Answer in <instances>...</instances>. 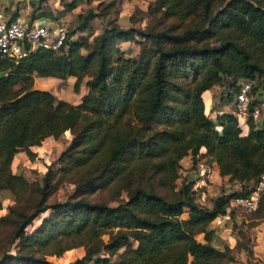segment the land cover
<instances>
[{
    "label": "trees",
    "instance_id": "obj_1",
    "mask_svg": "<svg viewBox=\"0 0 264 264\" xmlns=\"http://www.w3.org/2000/svg\"><path fill=\"white\" fill-rule=\"evenodd\" d=\"M156 1L162 13L149 28L112 21L91 41L73 39L102 17L89 9L67 31L65 49L0 57V230H9L6 244L14 247L1 250L0 264H52L46 256L77 247L83 254L73 264L234 261L233 249L212 244L217 230L208 225L228 197L245 195L264 174V118L241 121L231 109L207 115L202 94L228 83L224 103L231 106L237 82L248 80L250 107L264 97V0ZM77 5L64 2L63 11ZM35 19L43 18H28ZM123 43L137 44L135 55H126ZM34 74L73 77L76 94L82 86L85 92L77 104L56 99L32 87ZM67 131L56 167L47 166L39 183L12 172L18 151L33 160V147ZM185 156L188 171L176 187ZM201 162L208 170L194 178ZM214 175L242 187L206 207L194 194ZM64 182L71 192L48 204ZM5 198L13 204L3 213ZM253 212L264 214V192Z\"/></svg>",
    "mask_w": 264,
    "mask_h": 264
},
{
    "label": "rangeland",
    "instance_id": "obj_2",
    "mask_svg": "<svg viewBox=\"0 0 264 264\" xmlns=\"http://www.w3.org/2000/svg\"><path fill=\"white\" fill-rule=\"evenodd\" d=\"M71 0H0V10H3L10 14H18L24 18L29 17H42V20H60L63 22L67 28V31H70L74 26L78 14H82L89 9H93L102 13L101 18H94L90 22L91 29L87 32H77L72 38H77L78 36H84L89 41L92 38L99 34L104 26L108 22H116L117 25L121 28H127L129 26L136 28H149L155 21L158 20L162 13V8L159 6L156 0H77L78 5L71 11H63V3L70 2ZM113 1L114 7L110 10H104V6L107 2ZM152 5L151 13H147L148 5ZM122 50H125L126 55L133 56L138 50L137 44L133 43H123L120 45ZM41 78V79H40ZM35 77L33 80L32 87L42 90H47L54 95L56 99L65 100L71 104H77L80 101L82 93L85 91V87L82 86L80 93L77 95L73 90V81L67 80L59 82H50L43 80L42 77ZM45 78V77H44ZM47 78V77H46ZM228 83L216 84L209 89V95L211 96V103L209 105V99L204 100L205 113L207 115L212 114L213 110L224 109L230 110L229 103H224V95L228 90ZM79 91V89H78ZM261 98V97H260ZM264 103V97H262ZM211 117V119H213ZM70 133L64 132L57 139L46 138L44 139L40 146H35L38 153L36 158L29 160L26 154L23 151L16 153L15 166L12 168L14 173H20L24 178L31 183H39L42 175L44 174L46 167L51 165L55 168L54 161L58 156L59 152L68 144L70 140ZM190 164V159L188 156H185L180 160L181 169H179V178L176 180V187L179 186V182L184 178L186 171ZM217 177V176H216ZM221 180L217 182L212 179L211 183L208 184L204 189L198 190L194 194L195 201L199 204H202L206 207H210L212 202L220 195L230 193L233 189L229 186L230 182H227L220 178ZM176 187L174 190H176ZM72 185L69 183L60 184L55 192L51 194L47 200V203L50 204L54 201H63L66 196L71 192ZM6 196V193H4ZM124 197V195H121ZM13 204L10 199L5 198L2 201L1 212L5 213L6 207ZM113 205L114 203H110ZM186 212V210H184ZM38 217V216H37ZM35 218L32 222L33 224L38 223L39 218ZM264 227V214L259 217L256 212L244 213L240 211H234L231 216V222L225 226L230 229L231 234L234 236L237 246L232 251L234 258L235 254L238 251L240 246H243L246 249V252H253L252 247L256 244V232L257 230L261 231L259 227ZM224 226V227H225ZM30 228V227H29ZM9 230L4 229L0 230V255L2 249H8L10 253H14L13 245L6 244L8 240ZM106 237H104L105 239ZM197 239H200V236H196ZM132 246H135V243L131 242ZM119 250V252H121ZM117 252V254L119 253ZM83 254V248L77 247L70 249L66 252H63L60 256H46V260L52 264H73L75 259L79 258ZM117 254L112 256L111 261L117 259ZM249 255V254H248ZM251 255L248 256L246 264H261L258 260Z\"/></svg>",
    "mask_w": 264,
    "mask_h": 264
},
{
    "label": "built area",
    "instance_id": "obj_3",
    "mask_svg": "<svg viewBox=\"0 0 264 264\" xmlns=\"http://www.w3.org/2000/svg\"><path fill=\"white\" fill-rule=\"evenodd\" d=\"M66 40L67 28L60 20L35 19L29 22L28 18L21 15L12 17L10 13L0 10V57L16 61L37 48L57 52L65 49ZM254 98L251 83L248 80H239L230 106L232 113L241 121L250 117L254 122H260L264 118V103L261 99L260 102L250 107ZM207 170L208 166L204 162L198 163L192 171V176L202 178ZM229 186L233 189L231 192L239 191L242 187L237 182H232ZM263 192L264 174H260L248 184L245 195L227 198L223 212L210 221L208 228L215 230L224 227L231 222L234 211L253 212Z\"/></svg>",
    "mask_w": 264,
    "mask_h": 264
},
{
    "label": "crops",
    "instance_id": "obj_4",
    "mask_svg": "<svg viewBox=\"0 0 264 264\" xmlns=\"http://www.w3.org/2000/svg\"><path fill=\"white\" fill-rule=\"evenodd\" d=\"M136 53V52H135ZM37 75L34 74L33 75V79L35 80V77ZM38 77V76H37ZM40 78V77H39ZM41 79V78H40ZM43 80H46V81H50V82H59V81H63L61 79H57V78H53V77H42ZM65 80H67V83H69V81H73L74 82V78L73 77H67ZM72 82V83H73ZM85 92V91H84ZM83 92V93H84ZM209 91H205L203 92L202 94V98H203V101L205 99H209V105H208V108L210 106V103H211V96L209 95ZM220 110V109H219ZM221 110H224L221 108ZM33 152H35L36 154L38 153L37 151V148L33 147L32 148ZM19 152V151H18ZM17 152V153H18ZM15 159L16 158V154H15ZM15 166V160L13 161V163L11 164V170L12 168ZM13 172V170H12ZM14 173V172H13ZM217 178V182H219L221 179L218 177H216V175H214L213 177V181H215V179ZM212 181V182H213ZM259 227V229H261V231L257 230V234H256V244L253 245L252 247V250L253 252H249L247 251L246 252V249H244L243 246H240L238 251L236 252L235 254V258H234V261L232 262H229L228 264H246V261H247V258L248 256H252L254 257L255 261L259 260L261 262V264H264V227H260L257 226V228ZM217 231L215 232V236L213 237L212 239V244L218 248H222L224 245L228 246L230 249H235V247L237 246V243H236V240L234 238V236L231 234V231L230 229H228L227 226L225 227H220V228H217L216 229ZM236 250V249H235ZM249 254V255H248Z\"/></svg>",
    "mask_w": 264,
    "mask_h": 264
}]
</instances>
